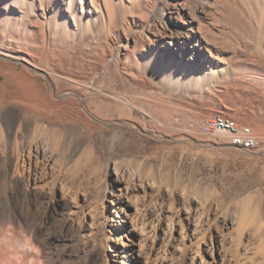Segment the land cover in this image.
<instances>
[{"label":"rangeland","instance_id":"1","mask_svg":"<svg viewBox=\"0 0 264 264\" xmlns=\"http://www.w3.org/2000/svg\"><path fill=\"white\" fill-rule=\"evenodd\" d=\"M57 2L0 0V67L34 50L33 90L76 100L91 127L65 149L37 134L35 157L0 168V264H264V0H76L66 21ZM182 27L203 84L179 60ZM217 112L258 147L203 133Z\"/></svg>","mask_w":264,"mask_h":264},{"label":"bare ground","instance_id":"2","mask_svg":"<svg viewBox=\"0 0 264 264\" xmlns=\"http://www.w3.org/2000/svg\"><path fill=\"white\" fill-rule=\"evenodd\" d=\"M63 3H65L66 6L65 13L63 14L65 21L68 20L69 17L74 19L76 10L72 9V7L76 3V0H60V2H57L55 5L56 9L54 13L60 12V7ZM156 18H158L161 23L164 21L163 24L165 26L162 33L170 38L168 41L170 49L171 47L175 48L176 43H174V40L178 38V35L171 28L166 26V18H164L162 12H157ZM182 29L183 27L177 31L180 33V40L178 41H181V48L177 50L179 60L181 58H183V61L186 59L187 63L185 67H188L186 68L187 79L195 83L203 84L201 76L197 74L194 67H198V56L203 58V60H207V57L200 49L195 50L194 48H188V42L197 40V38L187 34V32H183ZM138 39L141 40L142 37L138 36ZM201 46L200 44L199 48ZM33 51L27 48L25 50L17 49L9 53L14 59L22 61L25 65V67H21L18 72H10L12 67H0V70L6 75L5 80L0 86V168L4 170L10 168V166H14L16 169L17 160L26 149H28L29 153L28 159L35 157V152L41 150L39 141L35 139V135L37 134H42V137L43 134L44 136L51 137L56 131H61L63 135L62 145L63 149H65L66 146L72 143L69 138L80 124L84 123L91 127L89 118L86 117L83 111L78 107L80 105H70L71 101L73 102L76 100L69 99L60 101L56 100L50 93L42 90H33L31 83L35 82V79L28 72V64L36 65L34 61L36 54L34 53L35 51ZM141 67H153L159 80L163 79L164 83L169 87L179 86L177 84L176 73L167 72L165 67L169 66L163 64L162 57L156 58L150 56ZM77 103L79 104L80 102L77 100ZM9 105L16 106L18 109L17 112L6 109ZM39 122H42V124ZM52 132H54V134H52ZM50 133L52 134L51 136H49ZM48 137L44 138L48 140L50 139ZM69 142L71 143L69 144ZM33 147L34 152L31 154L30 152L31 149L33 150ZM256 147L257 144H243V148L246 149H254ZM61 152H63V150ZM14 160L15 162L12 165V161ZM15 262L11 263L15 264Z\"/></svg>","mask_w":264,"mask_h":264},{"label":"built area","instance_id":"3","mask_svg":"<svg viewBox=\"0 0 264 264\" xmlns=\"http://www.w3.org/2000/svg\"><path fill=\"white\" fill-rule=\"evenodd\" d=\"M203 133L224 139L228 144L243 148V144H257L259 140L250 125L241 124L232 117L214 113L201 124Z\"/></svg>","mask_w":264,"mask_h":264}]
</instances>
